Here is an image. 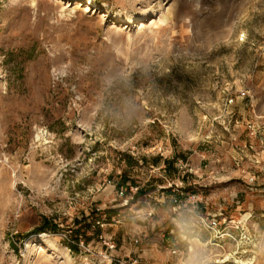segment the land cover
Listing matches in <instances>:
<instances>
[{
    "label": "rangeland",
    "instance_id": "374dc122",
    "mask_svg": "<svg viewBox=\"0 0 264 264\" xmlns=\"http://www.w3.org/2000/svg\"><path fill=\"white\" fill-rule=\"evenodd\" d=\"M0 264H264V0H0Z\"/></svg>",
    "mask_w": 264,
    "mask_h": 264
}]
</instances>
